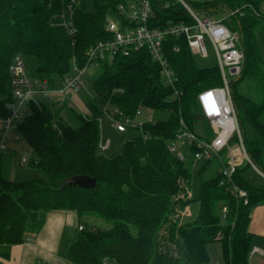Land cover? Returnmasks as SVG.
Wrapping results in <instances>:
<instances>
[{"label": "trees", "instance_id": "trees-1", "mask_svg": "<svg viewBox=\"0 0 264 264\" xmlns=\"http://www.w3.org/2000/svg\"><path fill=\"white\" fill-rule=\"evenodd\" d=\"M130 1L0 0V118L10 115L14 103L9 66L15 55L30 64L32 79L58 88L74 65L86 67L87 50L110 37L106 24ZM183 1L194 11L236 13L227 24L241 34L245 63L240 78L231 83L232 99L246 151L264 173V61L257 40L264 24L263 0ZM150 2L152 27L194 23L180 0ZM63 15L73 21L72 32L62 25ZM164 53L178 78V98L163 84L159 65L141 49L101 63L88 106L91 115L69 108L65 121L63 109L51 100L37 97L29 102V114L16 130L38 157L32 167L43 171L47 181H12L3 167L5 157L11 156L0 155L1 258L8 259L10 247L26 243L43 228L48 212L72 210L84 227L66 251L72 264H210L207 247L213 242L221 243L224 264L249 263L251 213L264 203V183L247 178L249 171L255 173L249 163L234 175V183L247 191V204L221 185L219 174L201 180L198 218L181 221L182 211L193 202L196 178L169 152L168 144L184 126L196 132V125H204L210 135L199 118L197 95L221 86L222 79L218 66L197 67L184 37L167 36ZM243 83L249 89L256 85L261 101L241 91ZM139 108L168 112L169 117L145 121L120 154L104 156L101 115L118 109V116L134 118ZM75 176L95 178V188L69 185ZM98 221L109 227H99Z\"/></svg>", "mask_w": 264, "mask_h": 264}, {"label": "built area", "instance_id": "built-area-1", "mask_svg": "<svg viewBox=\"0 0 264 264\" xmlns=\"http://www.w3.org/2000/svg\"><path fill=\"white\" fill-rule=\"evenodd\" d=\"M194 19L192 25L182 23L169 24L164 28L152 27L149 21L153 17L150 0H131L128 5L120 7L119 16L106 24V32L110 35L107 40L99 41L89 47L86 52L88 64L84 68L74 65L73 73L65 77L58 88L50 89L46 83L31 78L27 70V62L22 55L14 56L10 66V85L14 96V103L10 106V115L0 118L1 138L0 155L9 151L7 141L12 131L15 138H20L17 124L29 114V102L37 97L46 99L53 94L65 96L69 93H78L86 89L84 78L92 67H100L103 61H111L117 55L128 56L135 51L146 49L152 60L159 65L162 82L171 88L173 98H178L176 88L177 75L164 53V41L167 36L184 37L193 54L207 58L206 38L213 44L220 70L222 85L204 88L197 95L199 118L209 127L208 135L203 132H194L187 126L177 133L168 144V150L182 162L190 158L198 163L203 160L217 159L221 165V185H228L230 193L248 203L247 191L234 183L237 169L249 163L255 173L264 180V173L251 161L243 143L242 133L236 109L232 99L231 83L240 78L245 54L241 44V34L232 30L223 20H210L200 18L195 11L183 0H180ZM71 13L73 8L70 9ZM229 12L228 18L235 15ZM62 25L73 31V21L62 16ZM115 109L111 115L113 125L118 133L127 132V128L142 129L145 121L142 120L143 108H139L134 118L120 117ZM109 143L101 146L103 150ZM188 152L186 156L185 152ZM27 163L23 157L21 165ZM227 212V208L223 209ZM83 230L82 225L78 226ZM32 241L31 237L26 243Z\"/></svg>", "mask_w": 264, "mask_h": 264}, {"label": "rangeland", "instance_id": "rangeland-1", "mask_svg": "<svg viewBox=\"0 0 264 264\" xmlns=\"http://www.w3.org/2000/svg\"><path fill=\"white\" fill-rule=\"evenodd\" d=\"M191 1H204V0H191ZM260 11L262 14H264V0L260 4ZM195 13L202 19H210V20H223L226 19V23L229 22L230 18H228L229 11L227 10H221L218 13L216 12H203L195 10ZM257 40L259 49L261 51L263 61H264V24L262 28L257 33ZM206 48L208 57L202 58L198 54H193L195 63L198 68L205 69V68H211L218 66V60L215 48L211 41L206 38ZM28 66V73L30 70V64L27 63ZM101 69L100 67H92L88 70L87 75L84 78L86 89L81 90L79 92V97L81 104H84L85 106H89L90 102L94 99V88L93 84L95 79L100 75ZM241 91L246 93L247 95L253 97L256 101H261V96H259V88L255 85L252 88L249 89L248 83H243L241 85ZM63 103L58 105V108H62V116L64 117L65 121H69V115L67 113V108L69 105H67L66 102L62 101ZM56 105V104H55ZM169 117L168 112L164 111H156V110H149L146 108H143V115L142 120L144 121H164L167 120ZM100 127H101V140L104 142V145L109 143V147L105 150H103L102 154L106 157H111L113 155H118L122 152V148L124 146V143L129 140L130 138L138 135V132L132 128H127L126 133H118L113 125L111 115L108 113H103L100 117ZM204 125L198 126L196 125L195 130L197 132H203ZM8 147L11 149L12 153L8 152L6 153V156L8 154H12L10 158L5 157V165L6 171L8 172V175L12 181L15 182H25L29 180H35V179H44L47 181L46 174L37 169L32 167V163L37 161L38 157L37 155L31 150L29 145L25 142L23 138H20V140H17L15 142H10L8 144ZM186 156L188 155L187 151H184ZM8 157V156H7ZM27 158V163L22 166L21 161L22 158ZM9 160V161H8ZM186 167L193 173L195 179L194 187L192 190V196H193V202L189 205L188 208L184 209L181 216V221L185 224L194 222L199 215L200 212V202L198 201L199 192H200V185L201 180H210L216 177L220 174L221 165L219 164V161L217 159H211L209 160H203L195 164V162L192 161L191 156L187 159ZM206 167V169L203 171L202 169ZM203 171V172H202ZM202 172V173H201ZM248 180L253 184H263L264 180L260 178L256 173L249 171L247 173ZM96 225L103 228H108L109 224L98 221L96 222ZM79 230H76L78 232ZM221 243L219 242H213L209 244L207 247V250H210L211 252V258L213 259V262L215 263L217 254L216 250L220 253L221 251ZM110 264H114L111 263Z\"/></svg>", "mask_w": 264, "mask_h": 264}, {"label": "crops", "instance_id": "crops-1", "mask_svg": "<svg viewBox=\"0 0 264 264\" xmlns=\"http://www.w3.org/2000/svg\"><path fill=\"white\" fill-rule=\"evenodd\" d=\"M50 100L57 107L64 101L69 105L67 108H71L82 115H91L89 107L81 104L79 92L69 93L65 96L53 94ZM15 135L16 132L12 131L7 141L8 144L12 141L20 140V138H15ZM103 145L104 142L101 140V153L103 152L101 148ZM8 152L12 153L10 148ZM4 165L5 160L3 167ZM4 169L6 168L4 167ZM78 226L79 219L75 211L63 210L48 212L43 228L31 235L32 241L10 247V257L8 259L0 257V264H72L65 258V255L69 244L78 234L76 232ZM249 231L253 234V248L248 264H264V203L256 205L253 208ZM210 250H208L211 260L210 264H224L222 248L220 253L215 249L217 254L215 263L211 258Z\"/></svg>", "mask_w": 264, "mask_h": 264}, {"label": "water", "instance_id": "water-1", "mask_svg": "<svg viewBox=\"0 0 264 264\" xmlns=\"http://www.w3.org/2000/svg\"><path fill=\"white\" fill-rule=\"evenodd\" d=\"M69 185H77L84 189H94L96 179L88 176H75L68 181Z\"/></svg>", "mask_w": 264, "mask_h": 264}]
</instances>
